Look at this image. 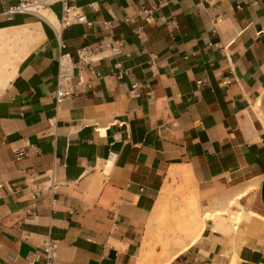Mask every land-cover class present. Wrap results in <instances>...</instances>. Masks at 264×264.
I'll use <instances>...</instances> for the list:
<instances>
[{
  "label": "crops",
  "instance_id": "obj_1",
  "mask_svg": "<svg viewBox=\"0 0 264 264\" xmlns=\"http://www.w3.org/2000/svg\"><path fill=\"white\" fill-rule=\"evenodd\" d=\"M71 3L90 24L0 16L40 35L0 79V264L41 263L48 236L58 264H264V0Z\"/></svg>",
  "mask_w": 264,
  "mask_h": 264
},
{
  "label": "built area",
  "instance_id": "obj_2",
  "mask_svg": "<svg viewBox=\"0 0 264 264\" xmlns=\"http://www.w3.org/2000/svg\"><path fill=\"white\" fill-rule=\"evenodd\" d=\"M72 0H0V16H4L9 19H13L18 14H33L37 15V12L42 8H50L54 4H59L61 14L59 23L62 27L77 22H85L90 24L85 18V15L80 11L79 7L73 5ZM6 4V5H5ZM142 13L145 18L150 22L155 21L152 9L143 8ZM103 27L111 32V26L109 21L102 22ZM122 41H117L112 46L114 54L121 52ZM91 49L88 47L81 48L78 60L72 62L66 60V54L61 55L58 60L57 68V84L55 90L54 101L56 107H58L65 100L75 97V87L73 85V77L75 68H81L87 63L85 57L91 53ZM93 73L92 71H90ZM121 74H119V77ZM130 91L133 95L139 94L138 86L134 83L131 84ZM15 156L17 159L29 154L28 149L20 148L15 150ZM37 192L33 190V196H36ZM30 220V219H29ZM57 246L58 240L52 236L45 238L40 245V256L33 258V262L39 261V257L42 258V262L39 264H58L57 263Z\"/></svg>",
  "mask_w": 264,
  "mask_h": 264
},
{
  "label": "bare ground",
  "instance_id": "obj_3",
  "mask_svg": "<svg viewBox=\"0 0 264 264\" xmlns=\"http://www.w3.org/2000/svg\"><path fill=\"white\" fill-rule=\"evenodd\" d=\"M37 16L40 17V18L42 17L44 20H46L48 23L52 24L54 27L57 25L56 19H52L53 18V14L51 12V9H49V8H42V9H40L37 12ZM35 26H39V25H25L24 24V25H21V26H17V27H14V28H10V29H6V30L0 31V45H1L2 42H5V41H8V42H10V41H16V40L17 41L18 40L21 41V39L23 38L24 40L21 43L22 45L19 46V53L18 54H19V59H20V57H22L24 54H26L27 52H29L39 42V40H40V35L37 33V31H34ZM30 28H33V29H30ZM38 29H39V27H38ZM40 32H41V30H40ZM5 56L6 55H4V57ZM8 61H10V60H8ZM12 62H10V63L12 64ZM7 70H9V69H7ZM6 75H7V73H6ZM8 78H10V75H8V76H6L4 78L5 81ZM194 239H192L190 242H193ZM143 245L146 246V243H144ZM187 245L182 244L181 246H179V248L177 249V251H175L172 255L170 254L171 257L173 255H176V254L182 252L185 248H187ZM145 248L143 247V250Z\"/></svg>",
  "mask_w": 264,
  "mask_h": 264
},
{
  "label": "rangeland",
  "instance_id": "obj_4",
  "mask_svg": "<svg viewBox=\"0 0 264 264\" xmlns=\"http://www.w3.org/2000/svg\"><path fill=\"white\" fill-rule=\"evenodd\" d=\"M53 19V18H52ZM51 19V20H52ZM3 43V44H2ZM1 45H0V78L1 77H6L8 75H5L6 74V71H7V68L9 66H11L12 68L16 66L18 60H19V54H18V51H19V46H21L22 42L20 40H16V41H5V42H2ZM2 47V48H1ZM4 55H6L4 57ZM10 60V61H8ZM7 61V62H6ZM13 61V62H12ZM12 62V64L10 63ZM194 203V200H191ZM209 214H205L204 217H208ZM237 219H239V217H237ZM191 221V219H190ZM188 221V223L183 227V228H180V230L182 232H184L185 234H187L188 232H191V230H196V231H199L200 229V225L196 227V222L195 221ZM190 222V223H189ZM194 224V225H193ZM178 229V228H177ZM179 230V229H178ZM198 235V234H197ZM198 236L196 237H192L190 238V240L194 239L196 240ZM182 244H186V243H176L174 245V249L172 250L171 253H169L168 255V258H170V256L175 252L177 251V249L179 248V246H181ZM163 245L165 246V244H161L160 247H163ZM165 250H166V247H165ZM164 250V251H165ZM163 253V252H161ZM168 253V251H167ZM171 254V255H170Z\"/></svg>",
  "mask_w": 264,
  "mask_h": 264
}]
</instances>
